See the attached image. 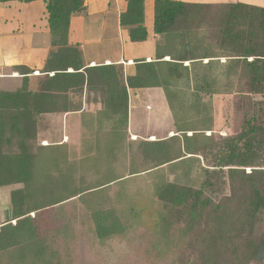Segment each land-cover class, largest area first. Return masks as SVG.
Instances as JSON below:
<instances>
[{"label":"trees","instance_id":"1","mask_svg":"<svg viewBox=\"0 0 264 264\" xmlns=\"http://www.w3.org/2000/svg\"><path fill=\"white\" fill-rule=\"evenodd\" d=\"M10 1L36 0L0 3ZM42 1L52 50L39 91L26 78L20 90L0 91V188L21 186L0 227V264H60L54 243L72 236L74 218L61 216L69 206L83 211L99 244L124 238L146 212L150 248L167 264H264V102L236 135L217 137L205 135L213 117L203 101L264 97V9L218 6L208 16L203 6L155 0V58L134 61L126 75L121 65L85 67L69 45L84 0ZM143 5L127 0L119 17L131 43L148 37ZM150 88L162 89L175 135L128 142V89ZM84 92L101 109L81 116L78 151L35 146L38 118L78 112ZM142 177L149 192L139 202L126 187Z\"/></svg>","mask_w":264,"mask_h":264},{"label":"crops","instance_id":"2","mask_svg":"<svg viewBox=\"0 0 264 264\" xmlns=\"http://www.w3.org/2000/svg\"><path fill=\"white\" fill-rule=\"evenodd\" d=\"M154 1L144 0L143 5L147 40L142 43H131L127 31L119 25V17L126 11L127 0H84V11L73 15L70 19L69 45L79 47L85 67L121 65L126 75H132L134 61L150 62L155 58V46L159 37L153 34ZM169 1L203 6L202 12L213 7L235 4L264 9V0ZM51 50L48 14L42 0L29 3L18 1L0 3V91L20 90L25 78L28 80L30 91H39L38 83L46 75L42 72ZM184 65L187 66L188 63ZM68 72L71 70L69 69ZM162 95L164 100L161 98ZM151 99H159L162 102L159 106L161 112L157 117L160 122L162 107L166 103L162 89H128V142H139L129 141L128 135L132 140H137L140 130L149 123L152 125L153 108L148 102ZM81 102V109L78 112L41 115L37 121V137L44 136V139L53 137L54 145H65V141L75 128L79 130L81 137L83 132L80 124L81 116L101 109L99 103L87 101L85 92ZM147 105L150 106L149 112L146 109ZM172 136L173 133L169 137ZM154 141L158 140L152 137L149 142ZM19 188L20 185L0 188V227L10 219V194Z\"/></svg>","mask_w":264,"mask_h":264},{"label":"rangeland","instance_id":"3","mask_svg":"<svg viewBox=\"0 0 264 264\" xmlns=\"http://www.w3.org/2000/svg\"><path fill=\"white\" fill-rule=\"evenodd\" d=\"M216 9H208L204 13L208 16H214ZM223 61V60H221ZM162 94V93H161ZM164 100L163 95L161 96ZM203 101L208 103L212 108L213 128L211 132H206L205 135H214L217 137L236 135L243 126L244 118L247 114L256 113L258 106L256 104L264 102V97L252 95L246 92L233 93L231 95H215L212 97H204ZM152 108V125L150 123L142 130H140L138 139L132 140L128 135L129 141H150L153 137L156 140H161L169 137L172 133L175 135L171 113L163 104L162 113L160 115V122L157 120L161 112L159 99H151L148 101ZM147 112L150 106L146 107ZM70 134V133H69ZM190 135V133H189ZM37 137L35 146H43L46 144H53L55 138ZM80 132L76 128L72 130V135L68 136L65 145L77 151ZM62 141H64L62 139ZM46 143V144H45ZM143 178V177H142ZM140 178L132 181L126 187L131 191V195L137 201H141L148 194V178ZM172 177H169V179ZM193 179V178H192ZM136 190L137 192H135ZM118 191V186L113 185L110 189L109 196L112 198ZM147 191V193H146ZM69 206L67 210L61 214L62 218L73 217V233L69 240L55 241L54 247L59 252L60 264H167L168 258H160L157 256L155 250H151V237L144 228L148 220L145 217L146 212L142 216V225L134 228L126 234L124 238L112 239L99 244L94 240L91 228L88 225L83 211L77 207L72 209ZM146 221H145V220Z\"/></svg>","mask_w":264,"mask_h":264}]
</instances>
